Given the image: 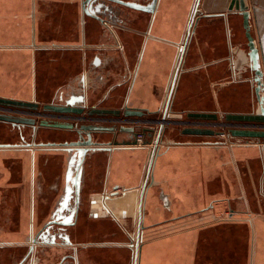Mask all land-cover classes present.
<instances>
[{
    "label": "crops",
    "instance_id": "0c3cea01",
    "mask_svg": "<svg viewBox=\"0 0 264 264\" xmlns=\"http://www.w3.org/2000/svg\"><path fill=\"white\" fill-rule=\"evenodd\" d=\"M82 1L0 0V98L49 100L98 60L102 63L88 77L90 99L93 103L104 100L105 107L142 111L141 118L130 119L139 124V119L161 120L177 71L168 124L161 133L145 192L144 225L159 228L161 234L157 262L264 264L262 141L228 134L183 135L184 126L169 124L186 120L192 112L216 113L217 122H222L226 114L257 111L242 16L229 11L231 0H199L191 32L197 0H157L153 15L133 11L126 29L115 34H105L101 24L84 13ZM248 4L251 35L263 66L264 0H248ZM189 122L198 126V121ZM142 125L152 132L145 146L113 152L102 148L85 160L81 191L88 219L83 234L76 238L77 246H83L78 264L126 263L121 252L123 236L112 233L114 228L128 229L124 219L134 213L153 149L151 140L159 128V124ZM17 131L0 122V143H17ZM97 135L101 141L111 138L109 133ZM75 138V132L61 130L54 140ZM7 146L0 149V170L5 176L0 188L6 184L7 196L11 191L23 196L35 187L32 211L40 226L50 212L52 189L64 182L65 154L40 150L32 168L29 153ZM27 166L30 178L25 182L22 172ZM114 186L126 188L127 195L120 192L108 203L89 205L92 197L101 199ZM0 210V217L4 213L0 238L14 239L23 224V209L17 211L9 204ZM91 211L97 214L91 216Z\"/></svg>",
    "mask_w": 264,
    "mask_h": 264
},
{
    "label": "flooded vegetation",
    "instance_id": "af4514ba",
    "mask_svg": "<svg viewBox=\"0 0 264 264\" xmlns=\"http://www.w3.org/2000/svg\"><path fill=\"white\" fill-rule=\"evenodd\" d=\"M121 2V3H120ZM157 0H147L146 2H134L129 0H83L82 10L90 17L95 18L102 26L105 34L114 33L118 30L126 29L129 20L130 13L133 11H145L151 15L156 12ZM153 3V6H152ZM194 12L192 14L193 18ZM190 32L192 28V19L190 22ZM190 34V33H189ZM102 62L95 60L91 67L85 69L82 73L74 79V84L67 85L63 90L55 94L53 98L49 100H31L24 102H31L37 104L36 109L32 108H20L12 106H2L0 108L9 109L10 113H1L10 116L30 118L34 120V124H13L10 122H4L8 125L13 126L17 130V143L5 144L0 143V149H7V145H15L12 147L18 148V151L28 153L29 164L33 168V162L35 156L42 151L53 152L60 151L59 154L64 153L66 159V168L64 174V182L58 189H52L55 196L50 195L51 199L50 212L44 222L38 226L35 223V216L33 215V203L36 201L33 191L28 188L27 191L23 192V196H15L16 192L11 191L10 196L6 195L8 191L5 188L6 184H3L0 188V207L4 209L12 204L17 211L23 209V218L21 228L18 229L14 239H8L6 237L0 238V262L1 264H78V253L81 246H77V239L83 234V229L86 224L87 216L85 215V205L82 199L81 181L79 174L83 177V169L81 172L80 165L76 162L70 163L71 152L68 149L72 148H87L88 151L85 154V160L90 158L94 152L99 149H106V152H113L115 150H121L124 148L132 147H143L149 143L152 132L145 128L142 124H146L147 120H138L139 124H134L135 120H130L132 116H125L126 112L133 111L126 108H110L104 106V100H100L98 103H93L90 99L93 95L88 94L89 87V75L96 72L94 67H98ZM99 64V65H98ZM178 68V67H177ZM175 72L169 92L171 95L172 86L175 82ZM100 79V78H99ZM88 91V92H86ZM9 99V98H6ZM14 100V99H12ZM91 100V101H90ZM19 101V100H18ZM72 105L74 108H80V113L74 112H56L52 109H45V106L49 107H61L66 108ZM166 107V105H165ZM165 109V108H164ZM100 110H113L118 111V114H99ZM138 117V116H137ZM142 116H140L141 118ZM46 120L48 122L59 121L63 123H69L74 125L75 128H79L82 125H97L112 127L114 130L110 132L111 138L108 141H101L97 139L98 133L91 132L90 140L93 145L85 146H59V145H48L50 143H58L54 140L55 134L58 131L64 129H56L42 126L41 123ZM138 123V122H137ZM121 128H133L132 131L121 132ZM82 141L88 140V132H82ZM121 134H128L130 137L122 138ZM148 135V136H147ZM160 127L157 129L153 140H151L153 149L157 148L159 144ZM77 136V135H76ZM161 136V135H160ZM150 137V138H149ZM77 137L73 140L76 141ZM65 142V141H64ZM59 142V143H64ZM69 142V141H68ZM134 142V143H127ZM6 151V150H5ZM1 152L8 156L7 152ZM151 151V153H152ZM69 152V153H68ZM31 156V157H30ZM156 156V155H155ZM36 161V160H35ZM154 161V158H153ZM152 155L145 167L144 178L139 190L137 202L135 204L134 213L132 215L131 223H136V231L129 237L130 233L127 234L128 242H123V246H129L133 251L132 264H138V255L141 244V235L143 230L146 229L144 223V211H145V192L151 182V172L153 167ZM85 163V161H84ZM83 163V164H84ZM25 164V162H24ZM28 164V165H29ZM28 168V169H27ZM22 177L25 182L30 174V167L24 168ZM3 173L0 170V180L5 179ZM21 177V181H22ZM69 177V179H68ZM20 181V182H21ZM2 182V181H1ZM19 182V183H20ZM18 183V184H19ZM24 183V182H23ZM26 184V183H24ZM29 186L31 183L28 184ZM33 185H38V179L34 177ZM115 187V186H114ZM110 190L103 198L92 197L89 205L93 206L102 202L106 196L109 198L122 194V188H115ZM25 190V189H24ZM6 192V193H5ZM117 192L115 195L111 193ZM18 193V192H17ZM38 199V198H37ZM0 208V209H1ZM1 211V210H0ZM26 212V213H25ZM3 215V211L1 212ZM96 211H91L90 215H96ZM0 220V232L3 225V217ZM107 213H103V216ZM109 215V214H108ZM6 220V218H5ZM129 228V225H126ZM126 229V228H125ZM128 230V229H126ZM6 231V230H5ZM9 230H7L8 232ZM14 231V230H13ZM123 232V228H114L113 233ZM121 235V234H120ZM76 241V242H75ZM76 244V245H75ZM137 255V258H136ZM3 260H2V259Z\"/></svg>",
    "mask_w": 264,
    "mask_h": 264
},
{
    "label": "water",
    "instance_id": "95a60500",
    "mask_svg": "<svg viewBox=\"0 0 264 264\" xmlns=\"http://www.w3.org/2000/svg\"><path fill=\"white\" fill-rule=\"evenodd\" d=\"M198 4H199V0H197L195 4L194 16L192 18V25L195 20L196 12L198 11ZM152 6H153V3H152ZM228 8H229V11H233V8H235L236 12L242 16V26L244 29V35H245V38L247 41V47H248L247 67L253 74L252 80H253V83L255 84L254 92L256 95L257 103H258L257 111L252 114H226L222 122H217L219 117L216 113L192 112L186 115V120L170 121L169 124L184 126L181 130V133L183 135L217 137L223 133L221 130H215L214 127H205L200 124H198V126H194L192 122H189V121H198V122L214 121L216 123L213 126L220 127V128H228V135H230L231 137L261 140L262 141L261 148L264 151V71L262 69V62L260 58L259 49L256 46L254 37L251 35V26H250V15L251 14L249 10L248 0H231ZM170 100H171V95L169 96L167 100L165 111H164V114L161 120L145 121L146 124H159L160 135L165 125L168 124V121L166 120V118H167V110L169 107ZM0 105L20 107V108H32V109L37 108V104L31 103V102H24V101H18V100L6 99V98H0ZM45 109H52L56 112H74V113H80L82 111V109L74 108L72 105L66 108L45 106ZM98 113L114 115V114H118L119 112L113 111V110H100ZM125 114H126L125 116H130V115L142 116L143 112L142 111H128ZM0 121L10 122L13 124H29V125L34 124L33 119L10 116V115H5V114H0ZM233 123H241L242 125L245 124V126H242L240 128H234L236 124H233ZM41 125L45 127H50V128L72 131V132H75V134L77 135L76 141H71V142L66 141L64 143L48 144L52 146H55V145H59V146L93 145V143L90 140L91 132L103 134V133H110L114 130V128L112 127L97 126V125H82V126H79V128H75L74 125L69 124V123H63L59 121L48 122L46 120H44L41 123ZM127 130L132 131L133 128H121V132H125ZM82 132H88L87 141H82V138H83ZM160 135H159V139H160ZM127 143H134V142H127ZM68 151L71 152V153L68 152L69 154H71L70 163L73 164L74 162H76L78 165H80V169L82 172V169L84 167L83 163L85 161V154L87 153L88 149L87 148H72V149H68ZM151 155H152V161H153V158L156 155L155 147ZM79 178H80V181H82V173L81 175L79 174ZM115 188H118V186H115L114 189ZM127 193H128V190L126 188H123L122 196H126ZM114 194L116 195L117 192L111 193V195H114ZM109 200H110L109 196H106L103 201L105 203H108ZM136 258H137V255H136Z\"/></svg>",
    "mask_w": 264,
    "mask_h": 264
},
{
    "label": "rangeland",
    "instance_id": "374dc122",
    "mask_svg": "<svg viewBox=\"0 0 264 264\" xmlns=\"http://www.w3.org/2000/svg\"><path fill=\"white\" fill-rule=\"evenodd\" d=\"M263 67L264 63L262 69H264ZM124 220L126 221V223L128 222L127 224L129 225V228L128 230L123 229L124 234L123 232H120V234L123 236V242H128L129 239L126 236L128 233H130L129 237L131 238L132 234L136 231V223H131L132 215L128 217V219L125 218ZM160 235L161 234L159 232V228L157 227L146 228L145 230H143L140 241L141 244L138 255V264H158L157 258L159 257L161 249V245H159ZM189 242L190 241H188V243ZM121 252L122 257L125 258V264H132V249L129 246H124L122 247Z\"/></svg>",
    "mask_w": 264,
    "mask_h": 264
},
{
    "label": "built area",
    "instance_id": "2783aa9c",
    "mask_svg": "<svg viewBox=\"0 0 264 264\" xmlns=\"http://www.w3.org/2000/svg\"><path fill=\"white\" fill-rule=\"evenodd\" d=\"M0 112L1 113H10L11 111L8 109H3V108H0ZM208 123H210V122H208V121H204V122H197V125L198 124H200V125H203V126H205V127H209V126H213L214 124H212V125H208ZM233 124H236V126L234 127V128H240V127H242V126H245V124L244 125H242L241 123H233ZM247 126V125H246ZM215 127V126H214ZM220 128V127H219ZM221 129V131L223 132L222 134H220V136H225L226 134H228V128H220Z\"/></svg>",
    "mask_w": 264,
    "mask_h": 264
},
{
    "label": "bare ground",
    "instance_id": "6f19581e",
    "mask_svg": "<svg viewBox=\"0 0 264 264\" xmlns=\"http://www.w3.org/2000/svg\"><path fill=\"white\" fill-rule=\"evenodd\" d=\"M235 10V8H233V11ZM236 11V10H235Z\"/></svg>",
    "mask_w": 264,
    "mask_h": 264
}]
</instances>
